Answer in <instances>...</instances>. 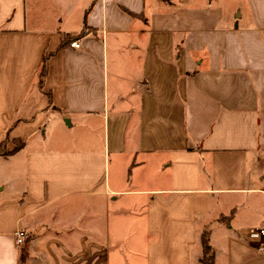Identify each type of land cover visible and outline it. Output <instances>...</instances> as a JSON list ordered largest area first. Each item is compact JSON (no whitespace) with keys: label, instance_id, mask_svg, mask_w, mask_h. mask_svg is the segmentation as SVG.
<instances>
[{"label":"crops","instance_id":"crops-1","mask_svg":"<svg viewBox=\"0 0 264 264\" xmlns=\"http://www.w3.org/2000/svg\"><path fill=\"white\" fill-rule=\"evenodd\" d=\"M5 139L0 264H264V0H0Z\"/></svg>","mask_w":264,"mask_h":264},{"label":"trees","instance_id":"trees-1","mask_svg":"<svg viewBox=\"0 0 264 264\" xmlns=\"http://www.w3.org/2000/svg\"><path fill=\"white\" fill-rule=\"evenodd\" d=\"M46 60V59H45ZM45 71H46V63L45 61L43 62L41 71H40V83H42L44 75H45ZM7 139H5L4 141H2L0 143V154L1 155H5L8 152L6 151V142ZM22 146V143L18 142L16 143V148H19ZM224 219V218H223ZM201 243H202V258H201V264H213L214 262V251L212 246L210 245L209 242V231L208 230H204L202 235H201Z\"/></svg>","mask_w":264,"mask_h":264},{"label":"built area","instance_id":"built-area-1","mask_svg":"<svg viewBox=\"0 0 264 264\" xmlns=\"http://www.w3.org/2000/svg\"><path fill=\"white\" fill-rule=\"evenodd\" d=\"M70 45L72 47L78 48L80 46V44L78 43V41H73L70 43ZM258 234L263 237L264 236V224L259 228L258 230ZM15 243L17 246H22L25 244L26 239H27V233L25 230L18 228L17 230H15ZM260 250L264 251V244H262L259 247Z\"/></svg>","mask_w":264,"mask_h":264}]
</instances>
